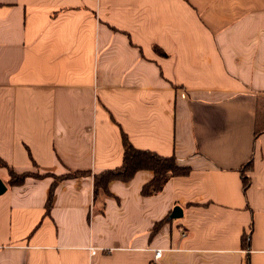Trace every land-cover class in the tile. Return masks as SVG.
Wrapping results in <instances>:
<instances>
[{"label":"crops","instance_id":"obj_1","mask_svg":"<svg viewBox=\"0 0 264 264\" xmlns=\"http://www.w3.org/2000/svg\"><path fill=\"white\" fill-rule=\"evenodd\" d=\"M122 132L188 173L94 198ZM0 161V264H264V0H0Z\"/></svg>","mask_w":264,"mask_h":264},{"label":"trees","instance_id":"obj_2","mask_svg":"<svg viewBox=\"0 0 264 264\" xmlns=\"http://www.w3.org/2000/svg\"><path fill=\"white\" fill-rule=\"evenodd\" d=\"M163 54V53H162ZM262 131L261 127L256 124L254 135L259 134ZM121 141L123 147V156L122 163L120 166L113 169H106L100 173L92 175L93 179V196L96 198L99 193L105 195H110L107 185L112 180H120L123 182L129 181L134 174L139 170H150L153 173V177L147 183L142 186L141 194L142 195H151L159 192L167 179L174 175H185L189 171L188 166L180 165L175 156H162L158 153L145 149L135 148L131 142L128 140L125 133H121ZM0 163H2L0 161ZM251 166V160L247 162L242 171H246ZM9 178L7 180L8 185L15 186L20 185L24 180L31 177H42L44 174H35L33 172H22L17 173L13 169H8ZM47 175H49L47 173ZM53 177V182L49 190V195L45 203L46 210L48 211L51 207L53 190L58 181L66 178L81 177V176H90L88 171H69L66 174L62 175H51ZM242 182L243 189L249 184V177L242 173ZM168 215L162 221H166L169 218ZM158 225V223L155 225ZM242 243L243 246L247 245L249 236L245 233L242 234Z\"/></svg>","mask_w":264,"mask_h":264},{"label":"built area","instance_id":"obj_3","mask_svg":"<svg viewBox=\"0 0 264 264\" xmlns=\"http://www.w3.org/2000/svg\"><path fill=\"white\" fill-rule=\"evenodd\" d=\"M91 253L94 254L95 253V249L91 248ZM161 257H162V250L159 248L154 249V253H153V257L150 260L149 264H164L161 261Z\"/></svg>","mask_w":264,"mask_h":264},{"label":"water","instance_id":"obj_4","mask_svg":"<svg viewBox=\"0 0 264 264\" xmlns=\"http://www.w3.org/2000/svg\"><path fill=\"white\" fill-rule=\"evenodd\" d=\"M5 189H6L5 184L0 180V193L4 192ZM181 215H182V210L179 206H175L170 213V216L172 218H177L180 217Z\"/></svg>","mask_w":264,"mask_h":264},{"label":"rangeland","instance_id":"obj_5","mask_svg":"<svg viewBox=\"0 0 264 264\" xmlns=\"http://www.w3.org/2000/svg\"><path fill=\"white\" fill-rule=\"evenodd\" d=\"M35 174H37V172H35Z\"/></svg>","mask_w":264,"mask_h":264}]
</instances>
